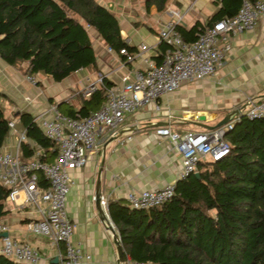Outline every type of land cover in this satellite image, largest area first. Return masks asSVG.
Instances as JSON below:
<instances>
[{
  "label": "trees",
  "instance_id": "trees-1",
  "mask_svg": "<svg viewBox=\"0 0 264 264\" xmlns=\"http://www.w3.org/2000/svg\"><path fill=\"white\" fill-rule=\"evenodd\" d=\"M167 0H143L147 11L165 9ZM252 1V0H250ZM215 12L207 23L233 16L241 0H211ZM198 21L188 28L178 25L182 40L195 38ZM91 28L101 41L117 50L134 47L120 34L116 15L96 0H0V58L10 65L25 63L22 73H43L60 81L80 68H95V55L87 32ZM157 54L165 44L158 43ZM108 83V82H107ZM103 90L79 98L76 111L61 112L83 116L99 107ZM63 105H56L58 109ZM17 118L29 140L43 150L47 162L56 147L44 137L26 112L4 116L0 105V146L7 121ZM228 153L210 162H198V177L177 179L167 202L147 209L131 208L122 199H108L106 212L112 222L123 254L140 264H264V119L239 116L223 136ZM28 144H20L22 156ZM44 186V181L39 180ZM0 185V222L9 217ZM0 264H20L0 254Z\"/></svg>",
  "mask_w": 264,
  "mask_h": 264
},
{
  "label": "built area",
  "instance_id": "built-area-1",
  "mask_svg": "<svg viewBox=\"0 0 264 264\" xmlns=\"http://www.w3.org/2000/svg\"><path fill=\"white\" fill-rule=\"evenodd\" d=\"M190 7L179 9L167 5L160 13L157 44L162 42L165 48L159 53V62L151 58L154 45L142 43L130 52L125 47L115 50L106 45L108 53L121 57L118 67L126 70L119 76V82L107 83L108 73L99 71L71 94V97L87 98L95 90H103L104 100L97 109L70 117L55 104H48L32 116L31 121L56 147L52 161L42 159V148L29 140L25 127L16 129L13 120L7 121L6 138L10 141L5 143L4 140L0 146V185L7 189L4 202L14 210L25 206L33 209L38 218L27 220L24 227L33 235L47 239L54 247L55 264H88L91 259L89 253L71 241L75 224L67 215L65 198L71 184L69 171L85 164L87 154L97 148L101 133L111 136L123 123L125 114L156 101L180 83L213 75L231 48V37L252 29L257 20H264V0H241L231 17L210 23L194 18L192 24L198 21L195 38L186 42L176 28L185 27L183 18L191 11ZM127 64H131L130 69ZM25 78L30 84H36L32 76L25 75ZM241 115L247 119H264V97L247 96L244 107L231 115L229 121L210 130L178 134L168 127L154 128V133L168 138L180 157L178 179L196 172L198 162H213L228 153L229 146L223 136ZM21 143L28 144L30 149L24 157L20 153ZM40 179L44 186L39 184ZM174 185L172 182L154 189L129 190L125 202L136 209L161 205L173 196ZM106 202L105 197L98 195V205L103 210H106ZM2 232L7 235L0 236V254L20 264H47L29 243L9 236L8 225L0 222ZM126 264L140 263L127 259Z\"/></svg>",
  "mask_w": 264,
  "mask_h": 264
},
{
  "label": "crops",
  "instance_id": "crops-1",
  "mask_svg": "<svg viewBox=\"0 0 264 264\" xmlns=\"http://www.w3.org/2000/svg\"><path fill=\"white\" fill-rule=\"evenodd\" d=\"M167 5L179 9L191 5V11L183 18L185 27L190 26L194 18L208 19L216 10L211 0H169ZM148 14L150 16V12L144 10L133 20L117 18L119 34L133 47L142 43L154 45L155 49L150 52L154 55L158 48L159 16L147 22ZM87 32L92 39L95 68H80L60 81L36 73L30 75L36 81L32 85L25 78L28 74L20 69L25 63L10 65L0 58V105L4 116L9 118L14 112L34 116L48 104L60 102L63 105L59 111L67 106L76 111L79 98L71 94L99 71L108 73L109 84L119 82V76L126 71L118 67L121 57L108 53L94 30L87 28ZM230 41L231 48L213 75L182 82L156 101L125 114L117 129L118 135L108 140L110 136L101 133L97 148L87 154L85 164L69 171L71 184L65 209L75 224L71 241L90 254L88 264H119L113 241L103 225L100 206L95 204L96 192L106 200L125 201L129 190L159 188L178 179L180 157L168 138L154 133V128L164 126L178 134L205 131L206 128L196 123L213 125L227 113L242 109L247 96L264 97V20H257L252 29L234 34ZM126 67L130 69L131 64ZM200 117L203 120H199ZM11 120L16 129L23 127L17 118ZM8 141L5 136V143ZM7 208L10 215L4 223L8 225V235L33 246L44 263L55 264L54 247L47 239L33 235L24 227L27 220L38 218L33 209L29 206ZM102 211L109 219L106 210Z\"/></svg>",
  "mask_w": 264,
  "mask_h": 264
},
{
  "label": "rangeland",
  "instance_id": "rangeland-1",
  "mask_svg": "<svg viewBox=\"0 0 264 264\" xmlns=\"http://www.w3.org/2000/svg\"><path fill=\"white\" fill-rule=\"evenodd\" d=\"M99 3L105 5L109 11L113 12L118 19H134L140 17V14L145 10L143 7V0H96ZM174 3V2H171ZM166 3V6L167 7ZM146 11V10H145ZM150 12V16H147V22H152L151 17L157 19V16L160 15L161 12L157 13L154 7H150L146 13ZM153 19V18H152ZM121 21V20H120ZM90 37V36H89ZM90 40L91 37H90ZM77 98H81V96H76ZM199 132V131H198Z\"/></svg>",
  "mask_w": 264,
  "mask_h": 264
},
{
  "label": "water",
  "instance_id": "water-1",
  "mask_svg": "<svg viewBox=\"0 0 264 264\" xmlns=\"http://www.w3.org/2000/svg\"><path fill=\"white\" fill-rule=\"evenodd\" d=\"M168 2H169V0L166 1V3H168ZM238 111H239V109L238 110H233V111L227 113L226 115L223 116V118L221 120H219L218 122H216L215 124L210 125V126L202 124V123H196V124L201 126V127L206 128L207 130H210V129H213V128H216V127H219V126L225 124L227 121H229L230 116L233 115V114H236ZM199 120H203V117H200ZM118 133L119 132L116 131L114 134H112L108 138V140L113 138V137H115V136H117ZM193 175L195 177L199 176L197 171L194 172ZM95 204H98V193L97 192L95 193ZM99 212H101V215H102V221H103V225L105 227V231L111 237V239L113 241V244L115 246V251H116V256H117L118 263L119 264H126V260L128 258L122 252V248H121V245H120L119 238H118L116 230L113 228L110 220L103 214V211H102L101 207H99ZM6 235H7L6 232L0 233V236H6ZM53 262L54 263L56 262V258H54Z\"/></svg>",
  "mask_w": 264,
  "mask_h": 264
}]
</instances>
